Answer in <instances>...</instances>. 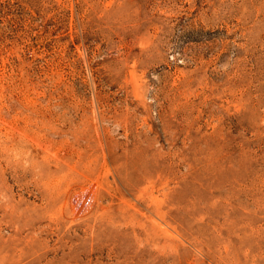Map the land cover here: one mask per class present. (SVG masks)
<instances>
[{
	"label": "rangeland",
	"instance_id": "rangeland-1",
	"mask_svg": "<svg viewBox=\"0 0 264 264\" xmlns=\"http://www.w3.org/2000/svg\"><path fill=\"white\" fill-rule=\"evenodd\" d=\"M0 264H264V0H0Z\"/></svg>",
	"mask_w": 264,
	"mask_h": 264
}]
</instances>
